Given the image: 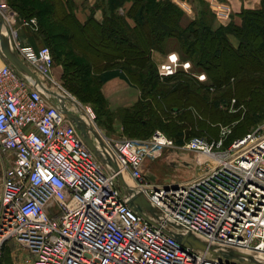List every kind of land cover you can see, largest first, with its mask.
<instances>
[{"label":"built area","instance_id":"1","mask_svg":"<svg viewBox=\"0 0 264 264\" xmlns=\"http://www.w3.org/2000/svg\"><path fill=\"white\" fill-rule=\"evenodd\" d=\"M174 3L192 12L188 0ZM215 11L226 17L224 8ZM11 14L0 2V17L10 29ZM36 21L23 26L35 30ZM10 33L15 53L47 91L0 54V250L4 242H14L26 253L25 264H221L182 247L138 216L126 204L127 188L145 196L160 213L161 226L255 252L264 260V132L234 140L226 152L214 150L222 140L193 138L184 148L211 159L201 175L145 184L147 154L173 148V141L155 131L146 141L110 143L92 111L43 81L53 67L49 49L23 46L16 32ZM175 69L170 60L158 66V73L168 77ZM67 113L81 117L89 139L115 162L117 173L86 145ZM119 173L126 186L118 181Z\"/></svg>","mask_w":264,"mask_h":264},{"label":"trees","instance_id":"2","mask_svg":"<svg viewBox=\"0 0 264 264\" xmlns=\"http://www.w3.org/2000/svg\"><path fill=\"white\" fill-rule=\"evenodd\" d=\"M104 1L101 0L97 7H102ZM129 1L132 3L131 19L135 22L131 36L122 30L126 22L116 14ZM192 1L197 3V12L185 25L182 24L183 11L168 0L161 3L106 0L110 15L103 6L101 23L91 16L84 24L76 19L72 0L7 2L23 18L38 21L36 34L42 45L50 42L53 46L57 40L88 56V62H67L72 74H87L91 68L101 84L117 78L145 93L146 98H140L123 119L129 135L142 134L150 138L159 129L177 146L201 138L214 144L222 140L223 147H229L241 138L239 134L244 132L241 128L246 123L254 124L261 119L264 108V0L259 10L242 11L239 25L230 22L216 29L204 14V4L200 0ZM56 24L64 29L53 34ZM165 36L178 39L181 52L206 72L207 83H198L192 77L184 80L177 73L165 77L162 82L152 74H144L150 49L160 50ZM229 36L238 40V46L232 45ZM90 52L97 54L92 56ZM50 54L54 63L52 50ZM224 57L228 59L216 62ZM121 60L130 62L139 71H130L124 63L117 62ZM210 92H213L211 96ZM231 99L235 100L233 112L230 111ZM211 110L218 113L211 115ZM222 127L228 128L224 135Z\"/></svg>","mask_w":264,"mask_h":264},{"label":"rangeland","instance_id":"3","mask_svg":"<svg viewBox=\"0 0 264 264\" xmlns=\"http://www.w3.org/2000/svg\"><path fill=\"white\" fill-rule=\"evenodd\" d=\"M9 0H0V2L5 3L11 13L9 16H13V25L7 27L9 29L16 32L18 38H20V34H25V29H30L26 26H23V22L29 19H25L20 16L15 9H13L8 2ZM86 5L89 8L91 4L97 8L101 0H85ZM157 3H161L163 0H153ZM171 3L175 4L176 0H168ZM178 1V0H177ZM184 1V0H182ZM191 4L192 12L183 11V21L182 24H186L188 21H192L194 18V14L197 12V3L192 0H188ZM105 10L108 6L106 0L104 1ZM103 2V3H104ZM126 5L129 9L127 11L113 10V13H116L121 16L123 22H126V25H123L122 30H125L130 35L131 29L135 28V22L131 19V6L132 3L129 1ZM204 14L207 15L206 18L208 20H216V15L213 13V10L204 7ZM136 10L133 9V13ZM110 15V12H107ZM31 19V18H30ZM21 20V21H20ZM12 22V20H11ZM22 22V23H21ZM37 28L32 31H36L38 29V21ZM57 27L52 30L53 34L59 32L64 29L61 25L56 24ZM128 25V26H127ZM0 31V44H2L3 39L6 40V32L3 28ZM14 29V30H13ZM12 36V34H11ZM131 36V35H130ZM129 36V37H130ZM229 41L235 47L238 46V40L234 36H229ZM60 41H54V45L49 42L47 44H43L42 46H46L52 50L54 55V63L51 71L47 73V75H42L43 81H45L48 85L52 86L56 92H64L66 95L70 96L72 99L76 101L82 108L89 109L95 116V124L97 129L103 134L104 138L110 143H114L120 141L122 139H134L139 141H146L149 137H142L144 135L140 134V136H131L127 132H125L123 119L129 112L128 110L135 106V104L139 101L140 98L143 99L145 97V93L136 87L130 86L122 80L116 79L112 82H107L104 84L99 83L97 79V75L95 72H92L91 68L87 74H81L80 76H76L72 74L70 67L67 66V62L69 60L75 61L76 63L88 62L86 57L81 53H78L73 50V47L67 43H59ZM113 43L114 40H111ZM161 49H150L149 55L147 56V64L146 68L143 69L144 74L149 76L152 74L156 80L162 82L165 77H160L158 73V66L162 63L168 62L170 60H174L176 63V69L173 74L168 77L175 76L177 74H181V78L184 80H188L187 77H192L198 83H207L209 81L207 79L206 72L197 67L196 63H194L189 56H186L183 52H181L180 43L177 38L165 36L163 42L160 45ZM92 56H95L97 53L90 52ZM227 57L222 58L218 61H225ZM120 64H123L125 67L130 69V71L138 70L132 65L130 62L126 61H117ZM110 62H108L107 66H110ZM89 65V63H88ZM90 67V65H89ZM214 69L211 68V71ZM139 71V70H138ZM179 72V73H178ZM247 76V75H244ZM241 77V76H240ZM249 77H251L249 75ZM167 78V77H166ZM232 81V80H231ZM230 83V82H229ZM228 83V85H229ZM224 91L227 89L222 88ZM224 91V92H225ZM213 92L209 93L211 96ZM137 95V96H136ZM146 98V97H145ZM144 98V99H145ZM234 100V99H231ZM89 104V105H88ZM230 111H234L233 105L235 103H231ZM158 110V108H157ZM205 116L207 115V107H205ZM229 112V111H228ZM262 112V113H261ZM261 119L254 124L252 122L246 123L243 129L244 132H241L240 137H244L248 133H252L254 131H258V133L264 132V108L261 110ZM218 113L214 110H211V115ZM228 128L222 127V131H226ZM156 131H159L156 130ZM161 132V131H160ZM145 134V132L143 133ZM238 139V138H237ZM228 147H221L219 149H214L217 152H226ZM189 154V155H188ZM193 154V155H191ZM200 162V172L204 170V165L211 164V159L205 157L200 152L190 151L184 148V146H177L174 144L173 148H164L156 154H147L144 164L142 166V179L141 181L145 184L157 183L168 179H174L183 175L184 178H181V181L188 180L187 177L190 176V173H187L188 169L185 167L188 164L185 163H198ZM108 168L109 172H113L112 168ZM199 168L196 167V169ZM199 170V169H198ZM191 178V177H190ZM178 181V180H177ZM130 183V182H129ZM26 253L21 249L20 246H17L12 241L4 242L1 246L0 250V264H25Z\"/></svg>","mask_w":264,"mask_h":264},{"label":"water","instance_id":"4","mask_svg":"<svg viewBox=\"0 0 264 264\" xmlns=\"http://www.w3.org/2000/svg\"><path fill=\"white\" fill-rule=\"evenodd\" d=\"M0 26H4L6 32V40L3 39L2 44H0V54L3 56L4 60L13 66L18 73L33 81L39 88H41L43 92H46L47 90L43 87L37 76L29 71V68L19 59L15 53L7 27L4 25L1 17ZM67 118L76 126L86 145L97 156H99V159L103 163L109 165L113 171L117 173L118 168L115 162L111 158L100 154V152L89 139L87 128L81 117L67 113ZM92 135L100 142L103 149H106L98 135L95 132H92ZM117 179L122 186H126L124 175L119 173ZM124 194L128 198L126 204L131 210H133L147 223L157 229H160L164 234L172 237L182 247L189 249L191 252L202 256L207 260L216 261L221 264H264V260H260L255 252H244L240 249L225 245L210 244L192 232H181L175 226H161L162 217L160 213L149 203L143 194L134 193L132 190L127 188L125 189Z\"/></svg>","mask_w":264,"mask_h":264},{"label":"crops","instance_id":"5","mask_svg":"<svg viewBox=\"0 0 264 264\" xmlns=\"http://www.w3.org/2000/svg\"><path fill=\"white\" fill-rule=\"evenodd\" d=\"M204 6L211 10H213L215 13L217 9H223L226 10V17L225 18H220L218 15H216V20L212 21V28L216 29L219 26H226L230 22H233L237 25L240 24V14L242 11H251V10H259L262 7V0H200ZM73 2V12L76 17V19L81 23L84 24L89 17H93L97 22H102L103 21V6L102 7H95L94 4H91V6L88 8L86 5L85 0H72ZM126 4V3H125ZM207 8V9H208ZM129 8L126 5H123L120 7L118 10L120 12L122 11H127ZM213 12V13H214ZM214 13V14H215ZM195 17L196 13H192ZM30 28V27H28ZM33 29H25V34H20V38L17 37L16 39L23 45V46H29L32 47L33 49H39L42 48V41L41 39L37 36L36 31H32ZM1 64V62H0ZM115 79H112L108 82H112ZM120 80V79H119ZM132 86V85H131ZM137 96V95H136ZM189 155V154H188ZM193 155V154H191ZM188 164L185 166L188 171L187 173H190V176L187 177V179L194 178L196 176L201 175L202 172H200V167L201 164L200 162L198 163H185ZM195 171V168L198 167ZM199 169V170H198ZM191 177V178H190ZM184 178L183 175L177 177L175 180L174 179H168V180H162L160 182L154 183V184H168V183H177L180 182Z\"/></svg>","mask_w":264,"mask_h":264},{"label":"bare ground","instance_id":"6","mask_svg":"<svg viewBox=\"0 0 264 264\" xmlns=\"http://www.w3.org/2000/svg\"><path fill=\"white\" fill-rule=\"evenodd\" d=\"M182 12V11H181ZM183 13V12H182ZM200 17V16H199ZM21 21V20H20ZM22 23V22H21ZM5 25V24H4ZM6 26V25H5ZM4 30H5V27L4 26H1ZM8 33H9V36H10V38H11V33H10V31H9V29H8ZM12 39V38H11ZM12 41V40H11ZM30 71V70H29ZM31 72V71H30ZM139 89V88H138ZM89 105V104H88Z\"/></svg>","mask_w":264,"mask_h":264}]
</instances>
